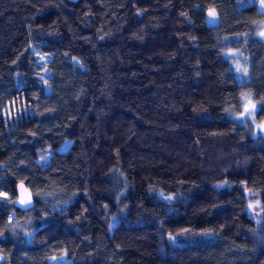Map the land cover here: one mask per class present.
<instances>
[{"label": "trees", "instance_id": "trees-1", "mask_svg": "<svg viewBox=\"0 0 264 264\" xmlns=\"http://www.w3.org/2000/svg\"><path fill=\"white\" fill-rule=\"evenodd\" d=\"M263 21L254 0H0V264H264V137L235 118L247 94L264 123Z\"/></svg>", "mask_w": 264, "mask_h": 264}, {"label": "rangeland", "instance_id": "rangeland-1", "mask_svg": "<svg viewBox=\"0 0 264 264\" xmlns=\"http://www.w3.org/2000/svg\"><path fill=\"white\" fill-rule=\"evenodd\" d=\"M256 2L257 8L260 12L264 13V5H262L261 0H254ZM208 16H207V23L209 25H215L218 21V16L214 10H209L208 11ZM215 14V15H214ZM264 21L259 25L258 28V34L257 36L261 38L264 42ZM228 57L231 59V65L232 69L237 77V79L242 82L246 79L247 76V63L246 60L237 52L235 51H229L227 53ZM49 61V58L44 57V56H39L36 59V62L38 64L39 68V78L41 79L42 82L45 81L47 78V69H46V63ZM250 101V103H249ZM242 108L241 112L235 116L237 121L241 122L242 124L249 125L252 129V131L255 134L261 135L264 137V123H257L255 120V113L257 110L256 104L253 102L251 97L247 94L243 95L242 99ZM253 105L255 107H253ZM247 107V111H245V108ZM67 145L59 148V151L63 152L67 149ZM174 241V239H171ZM1 260V257H0ZM50 264H70V261L65 257V255L60 256V257H54L50 258L48 260Z\"/></svg>", "mask_w": 264, "mask_h": 264}, {"label": "water", "instance_id": "water-1", "mask_svg": "<svg viewBox=\"0 0 264 264\" xmlns=\"http://www.w3.org/2000/svg\"><path fill=\"white\" fill-rule=\"evenodd\" d=\"M14 207L21 212H27L35 207L34 194L24 183H18L15 187Z\"/></svg>", "mask_w": 264, "mask_h": 264}, {"label": "snow or ice", "instance_id": "snow-or-ice-1", "mask_svg": "<svg viewBox=\"0 0 264 264\" xmlns=\"http://www.w3.org/2000/svg\"><path fill=\"white\" fill-rule=\"evenodd\" d=\"M261 3H262V5H264V0H261ZM262 34H264V33H262ZM249 103H250V101H249ZM253 107H255L254 105H253ZM245 111H247V107L245 108ZM260 111L261 112H264V107H262L261 109H260ZM174 239V238H173Z\"/></svg>", "mask_w": 264, "mask_h": 264}]
</instances>
